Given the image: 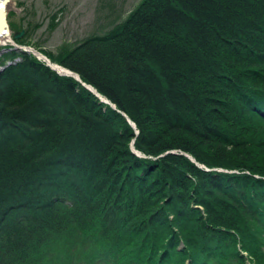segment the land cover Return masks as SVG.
Listing matches in <instances>:
<instances>
[{
    "label": "trees",
    "instance_id": "obj_1",
    "mask_svg": "<svg viewBox=\"0 0 264 264\" xmlns=\"http://www.w3.org/2000/svg\"><path fill=\"white\" fill-rule=\"evenodd\" d=\"M7 48L0 264H264V0H139L40 49L81 80Z\"/></svg>",
    "mask_w": 264,
    "mask_h": 264
},
{
    "label": "rangeland",
    "instance_id": "obj_2",
    "mask_svg": "<svg viewBox=\"0 0 264 264\" xmlns=\"http://www.w3.org/2000/svg\"><path fill=\"white\" fill-rule=\"evenodd\" d=\"M11 1L13 5L7 15L8 21H11L12 41L1 44L0 54L8 50L7 47L10 45L16 47L15 33L28 40V43L22 44L31 46L41 54L45 53L40 49L56 53L61 45L73 44L90 33H102L108 30L112 25L120 22L139 0ZM53 14L55 25L49 28L48 24Z\"/></svg>",
    "mask_w": 264,
    "mask_h": 264
},
{
    "label": "water",
    "instance_id": "obj_3",
    "mask_svg": "<svg viewBox=\"0 0 264 264\" xmlns=\"http://www.w3.org/2000/svg\"><path fill=\"white\" fill-rule=\"evenodd\" d=\"M0 3H4V8H3V9H0V40H1V38H2L4 35L9 34L11 30H10V28H9V26H8V24H7V22H6V20H5V14H6V11H7V10H6V7H5V0H0ZM20 32H21V31H20ZM14 36H15V37H18L19 34H18V33H15ZM0 44H1V41H0ZM17 47H21V48H23V49L26 50V51H31V52H32L34 55H36L38 58L43 59V60L46 62V64H48L50 67H52L53 69H55L57 72H59V73H61V74H69V75H72V76H74L76 79L80 80V77L78 76V73H76L75 71L70 70V69H68V68H66V67H62V68H66L65 71H59V70H57L56 67H57V66H61V65H58V64H56V63L50 61V59H49L47 56L42 55L39 51H36V50L34 51V50L30 49V47H29L28 45H21V44H18ZM39 54H41V55H39ZM82 84H83L84 86H86L87 88H89L91 91H93V92H94L96 95H98L102 100H105V101H107V102L110 103V101H109L107 98L102 97V96L96 91V89H95L91 84H89V83H85V82H83V81H82ZM111 105H113V104H111ZM128 120H129L130 123L134 126V123H133L129 118H128ZM131 146H132L133 150H134L137 154L142 155V153H141L140 151L134 149V146H133L132 143H131ZM188 156L193 160V157H192L191 155H188Z\"/></svg>",
    "mask_w": 264,
    "mask_h": 264
},
{
    "label": "bare ground",
    "instance_id": "obj_4",
    "mask_svg": "<svg viewBox=\"0 0 264 264\" xmlns=\"http://www.w3.org/2000/svg\"><path fill=\"white\" fill-rule=\"evenodd\" d=\"M12 5H13V2H12L11 0H7V2H5L6 10H8V8L11 7ZM0 41H1V43H7V42L12 41L10 34H6V35H4V36L1 38ZM13 43H14V41H13ZM17 45H18V44H16V46H17ZM30 49H32V50L35 51V49H33V48H30ZM39 55H41V54H39ZM56 69L59 70V71H65V70H66V69L62 68V66H57Z\"/></svg>",
    "mask_w": 264,
    "mask_h": 264
},
{
    "label": "snow or ice",
    "instance_id": "obj_5",
    "mask_svg": "<svg viewBox=\"0 0 264 264\" xmlns=\"http://www.w3.org/2000/svg\"><path fill=\"white\" fill-rule=\"evenodd\" d=\"M5 2H7V0H5ZM4 8V3H0V9Z\"/></svg>",
    "mask_w": 264,
    "mask_h": 264
}]
</instances>
